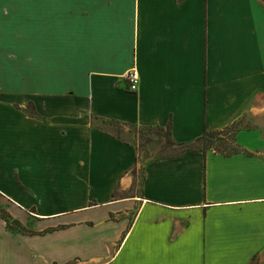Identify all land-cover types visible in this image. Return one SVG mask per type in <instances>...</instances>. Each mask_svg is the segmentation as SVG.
<instances>
[{"label": "crops", "instance_id": "obj_1", "mask_svg": "<svg viewBox=\"0 0 264 264\" xmlns=\"http://www.w3.org/2000/svg\"><path fill=\"white\" fill-rule=\"evenodd\" d=\"M235 123L159 161L117 130ZM0 197L53 229L0 218V264H264V0H0Z\"/></svg>", "mask_w": 264, "mask_h": 264}, {"label": "trees", "instance_id": "obj_2", "mask_svg": "<svg viewBox=\"0 0 264 264\" xmlns=\"http://www.w3.org/2000/svg\"><path fill=\"white\" fill-rule=\"evenodd\" d=\"M31 114H35L31 112ZM154 129V128H148ZM165 129L167 131V145L168 148H173V154L163 156L156 161L172 159L186 152L193 153H206L207 151H215L216 153H221L226 156L237 154L241 151V147L237 144L236 136L241 129L239 123H235L223 130L208 131L204 133L202 137L197 139L192 143H176L172 137V125L170 124L167 128H157ZM144 177V174H143ZM0 218H2L7 223L8 229L14 234H22L27 236L41 235L47 232H52L53 229H48L42 233H37L28 226L24 225L20 220L13 217V215L7 210L4 212L0 211Z\"/></svg>", "mask_w": 264, "mask_h": 264}, {"label": "rangeland", "instance_id": "obj_3", "mask_svg": "<svg viewBox=\"0 0 264 264\" xmlns=\"http://www.w3.org/2000/svg\"><path fill=\"white\" fill-rule=\"evenodd\" d=\"M117 130L127 134L135 142L139 150L140 158L156 161L163 156L173 154L174 149L166 147L167 131L165 129L117 126ZM143 174L142 172L140 175L141 178H143ZM6 210L9 212L7 206H5V201L0 197V211L4 212ZM36 222V220H32L31 224H35ZM31 224L26 226L32 229Z\"/></svg>", "mask_w": 264, "mask_h": 264}, {"label": "built area", "instance_id": "obj_4", "mask_svg": "<svg viewBox=\"0 0 264 264\" xmlns=\"http://www.w3.org/2000/svg\"><path fill=\"white\" fill-rule=\"evenodd\" d=\"M129 90L131 92H137L140 84L139 71L135 68L128 74Z\"/></svg>", "mask_w": 264, "mask_h": 264}]
</instances>
